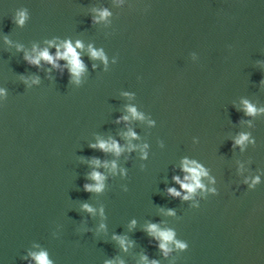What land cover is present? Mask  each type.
Here are the masks:
<instances>
[{"label":"water","instance_id":"obj_1","mask_svg":"<svg viewBox=\"0 0 264 264\" xmlns=\"http://www.w3.org/2000/svg\"><path fill=\"white\" fill-rule=\"evenodd\" d=\"M40 254L264 264V0H0V264Z\"/></svg>","mask_w":264,"mask_h":264},{"label":"clouds","instance_id":"obj_2","mask_svg":"<svg viewBox=\"0 0 264 264\" xmlns=\"http://www.w3.org/2000/svg\"><path fill=\"white\" fill-rule=\"evenodd\" d=\"M106 15H107V12L102 13V16H106ZM20 23L23 24V14H21V20H20ZM92 55H93V57L102 56L101 53H96V52H93ZM64 56H65V58H67V57H70V58H71V59H70V63H71L72 66H73V67H72V71H73L74 73H76V74H79V72H80V71L82 70V68H83V65H82V63L80 62V60L78 59V54H77V53L75 52V50L71 47L70 44L67 46V49H66V52H65ZM41 57H42L43 59H46V60H49V61L52 60V58L49 56V54H48L47 51L41 53ZM33 63H37V64H38V63H39V60L37 59L36 61H33ZM248 110H249V112H251L253 109L251 108V106H249ZM130 111H132L133 114H135V109H131ZM245 139H246V137H242L239 141H237V143H243V141H244ZM108 147H109V146H108V145H105L104 143H101V144H100V148H101V149H107ZM113 147H116V146L113 145ZM185 171H188V172L192 173V177H191V178H192L194 181H197V183H198L199 178H200V175H201L200 172H198L195 168H187V167L185 168ZM92 178H93V179H96L97 181L102 180V177H101L98 173H93ZM186 179H187V177H186ZM177 181H178V178H177ZM101 187H102V185H98V186L96 187L95 190L99 191ZM182 187H184V188L188 189L189 191H191L193 186L190 185V184H183ZM85 188H86L87 191H92V190H93L92 187L89 186V185H86ZM169 193H170V194H173V195H177V196L179 195V193H177V192L175 191V189H169ZM85 207L87 208V205H85ZM88 210L91 211L90 208H89ZM151 230H152V231H155V230H156V226H155V225H152V226H151ZM160 236L162 237V239H163L164 241H170V240H172V238H173V234H172L171 232H161V233H160ZM160 247H161L162 249L165 248V244H161ZM36 258H37V260L40 262V264H47V262H46V255H45V254H40V255H39L38 257H36Z\"/></svg>","mask_w":264,"mask_h":264}]
</instances>
